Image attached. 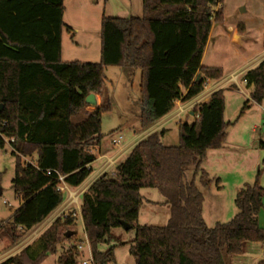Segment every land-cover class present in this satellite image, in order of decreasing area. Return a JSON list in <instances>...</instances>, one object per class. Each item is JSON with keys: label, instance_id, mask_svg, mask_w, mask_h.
<instances>
[{"label": "trees", "instance_id": "obj_1", "mask_svg": "<svg viewBox=\"0 0 264 264\" xmlns=\"http://www.w3.org/2000/svg\"><path fill=\"white\" fill-rule=\"evenodd\" d=\"M220 3L141 0L140 15H102L99 60L80 62L61 59L64 0H0V148L6 142L11 147V187L21 201L1 227L13 241L63 202L59 183L76 187L90 175L93 150L102 139L101 115L110 110L108 98L102 96L108 67L139 72L140 130L172 111L176 101L201 93L207 79L222 76L220 68L201 64L212 22L222 19L221 5L213 9ZM241 80L254 86L250 99L260 104L264 58ZM224 90L213 91L207 101L195 105L192 121L177 122V145L161 142L164 128L147 134L112 174L100 175L81 194L79 214L94 264H116L114 246L104 244L119 220L135 230L129 242L135 264H229L244 243H264L257 218L264 187L257 181L238 189L229 221L208 226L203 218V190L209 188L210 178L202 164L207 151L221 148L230 125L223 119ZM90 93L102 96L100 105L73 122ZM247 108L244 102L239 114ZM20 157L34 159L23 162ZM142 188L162 195L169 214L165 225L135 224ZM75 216L56 217L41 234L39 251L24 247L0 264H41L67 231L75 234ZM57 262L74 264L73 253L59 256Z\"/></svg>", "mask_w": 264, "mask_h": 264}, {"label": "rangeland", "instance_id": "obj_2", "mask_svg": "<svg viewBox=\"0 0 264 264\" xmlns=\"http://www.w3.org/2000/svg\"><path fill=\"white\" fill-rule=\"evenodd\" d=\"M64 4L65 27L62 30L64 61L99 60L102 15L127 17L141 13V0H64ZM220 5L222 19L212 22L204 65L220 68L223 80L228 77L226 85L229 89L224 90L223 119L230 125L226 128L225 141L220 150H211L202 165L210 178L209 191L221 204V211L216 212L217 214H209L207 207L204 206L203 218L208 226H212L216 221H229L234 216L236 211L234 199L238 189L255 181L264 187V148L260 147V142H264V99L260 104L250 99V94L241 80L243 74L240 73L245 66L241 58L247 55L259 56L261 52L257 51L258 46L264 44V0H221L213 9L217 10ZM66 27H69V31ZM229 27L239 32L241 35L239 41H233ZM253 61L248 62V65ZM132 72L134 74L128 75L127 70L120 67H108L105 70L106 80L102 96L108 98L110 110L101 115L102 145L119 147L137 139V133H133V130L139 128V72ZM231 74L236 75L238 88L235 82L230 80ZM212 84V81L206 82L203 90L209 89ZM196 100L198 99H193ZM191 102L179 100L176 104L173 113L181 112V115L164 125L165 133L161 137L164 145L178 144L177 122L185 119L192 121ZM244 102H247L248 108L240 115ZM188 113L190 115H187ZM82 114L83 112L74 117L73 122H77ZM119 136L121 139L118 144L112 145V139ZM10 151L11 147L7 142L0 148V263L16 256L24 247H28L32 252L39 251L41 234L53 220L59 215L77 212L73 207L53 212L39 225L22 232L21 237L13 241L1 227L4 226V222L10 220L12 213L21 203L11 187L15 158ZM93 153L97 155V149L93 150ZM20 158L23 162L32 160L30 157ZM100 162L96 161L95 166ZM95 166L88 177L93 175ZM203 193L206 196L209 192L203 190ZM140 195L142 204L135 224L165 225L169 214L162 195L152 188H142ZM75 215V223L72 226L75 234L61 240L56 246V251L49 254L41 264H59L58 257L66 256L68 252L73 253L74 264H82L83 260L88 259L90 256L88 245L84 243L81 249L76 247L85 236L82 223L77 214ZM257 218L260 227L264 228V196ZM134 231V228L125 230L121 226L111 229V239L104 247L114 246L116 264H135V259L129 252V242L134 236ZM262 247L264 243L246 242L242 252L247 256L257 255L261 257L258 259H264ZM253 263L254 259L246 261L234 255L229 258V264Z\"/></svg>", "mask_w": 264, "mask_h": 264}, {"label": "crops", "instance_id": "obj_3", "mask_svg": "<svg viewBox=\"0 0 264 264\" xmlns=\"http://www.w3.org/2000/svg\"><path fill=\"white\" fill-rule=\"evenodd\" d=\"M64 6H65V4H64ZM62 22H63V16H62ZM63 24L65 25L64 22H63ZM64 27L65 26H63V28ZM63 28H62V30H63ZM229 29L232 32V37H233V35L235 33L239 34V32L236 31L235 29H233L231 27H229ZM209 37H210V32H209V35H208V38H207V41H206V44H205V48H204V51H203V54H202V58H201V64L203 66H208V65H204V56L206 54V51L205 50H206V46L208 44ZM257 51L261 52L259 56H256V57H259V58H256L255 56L252 57V55H247L246 57L241 58V62H243V65H245L244 66V69H242L240 71L241 75L246 70L255 67L257 65V63L262 58H264V44L259 45ZM61 59H62V31H61ZM253 59H255V60L253 61ZM251 60L253 61L252 64L251 65H248V62H250ZM127 72L129 73L128 75L134 74V72H129V71H127ZM227 78L223 80L222 79V76H221L219 79H207L206 82H209V81H212L213 82L212 86L209 89H207V90H203L201 93H199L197 96H195L194 99H198L200 102H205V101L208 100L210 94L213 91H215V90H217L219 88L228 89V86L226 85ZM242 83H243V81H242ZM235 84L237 85V88H238V84L237 83H235ZM244 86H245V89H246V91H247L248 94H250L254 90V86L253 85L246 86L244 84ZM95 99H96V103H97L96 104V107L93 108L92 106H90V105L87 104V106L83 110V114H82V117L81 118H83L86 113L91 112L92 110H94L95 108H97L100 105L101 100H102V96H100L98 94H95ZM177 103H175V106H176ZM139 110H140V105H139ZM190 113H192V112H190ZM173 118H175V117H174V113H173V110H172L168 114H166L165 116H163L162 118H160L159 120H157L156 122H154L148 128H146L144 130H140L139 128L136 129V130H133V133H137V139L134 142L130 143V144L123 145V146L121 145L119 147H111V146H107V145H102L100 143V145L96 148L97 151H98V153L96 155V159L90 165L91 166V169H92L91 170V173H92L96 161H101L97 166H95V170H94L93 175L91 177H87L80 185H78L76 187H71V186L65 185L66 186V190L63 191L64 192V200H63V202L53 212H56L58 210L61 211V210H65V209H69L70 207H73V209H75L77 211V212H75V214H77L78 219L81 221L80 214H79L80 197H81V194L84 191H86V189L88 188V186L97 177H99L100 175L105 174V173H108L109 174L111 172L113 173L115 171L116 165L118 163L122 162L125 159V157L127 156L128 152L130 151V149L132 148V146L138 140H140L142 137L146 136L147 134H149V133H151L153 131H157V130H160L162 128H165L164 125L167 124L168 122L172 121ZM212 150L219 151L220 149H212ZM210 151L211 150L207 151L206 157H207V155H208V153ZM33 157H30V158H33ZM206 157H205V159H206ZM110 160H112V163H110ZM203 169L205 170L204 167H203ZM209 189L210 188L206 189V190H208L209 193H207V195L205 196L204 206L207 207V210H208V213L209 214H212V213L217 214L216 212L219 213L221 211V204H220L219 200H217V198L213 194L210 193ZM204 208H203V212H204ZM138 216H139V214H138ZM83 235L85 236L84 233H83ZM263 249H264V247H262V250ZM244 255L245 254L243 252H241L239 254L234 255V257L244 258V260H246V261H252L254 259L255 263H253V264H257V262L259 260H264V259H258V258H261V257H259L257 255L256 256H252V255H248V256L245 255L244 256Z\"/></svg>", "mask_w": 264, "mask_h": 264}, {"label": "built area", "instance_id": "obj_4", "mask_svg": "<svg viewBox=\"0 0 264 264\" xmlns=\"http://www.w3.org/2000/svg\"><path fill=\"white\" fill-rule=\"evenodd\" d=\"M234 76H235V77H234ZM230 77H231L230 80L236 83V75H231ZM193 99H194V98H192V99L186 101V102L192 101V102H191V103H192V106H191V111H190V112H192V109H193V107H194L195 105L201 103L199 100L193 101ZM180 110L182 111V108H180ZM180 115H181V112H175V113H174V117H175V118L179 117ZM120 139H121L120 136H119L118 138H114V139H112L111 143H112L113 145H116V144H118V142H119ZM110 163H112V160H110ZM60 180H61V178H60ZM65 185H66L65 183L61 182V183L58 184L57 189L60 190V191H65V190H66V186H65ZM66 214H67V213H66ZM84 243H86V244L88 245V247H89V244H88V241H87V239H86V236H85L84 240L80 241V242L77 244L76 247H77L78 249H81ZM82 264H94V263H93V261H92L91 256H89L88 259L82 261Z\"/></svg>", "mask_w": 264, "mask_h": 264}, {"label": "water", "instance_id": "obj_5", "mask_svg": "<svg viewBox=\"0 0 264 264\" xmlns=\"http://www.w3.org/2000/svg\"><path fill=\"white\" fill-rule=\"evenodd\" d=\"M240 38H241V35H239L237 33H235L233 35V41H239ZM199 77H200V73L197 74L195 80H197ZM85 103L90 105V106H92V107H96L97 103H96V99H95V94H93V93L88 94L85 97ZM190 114H192V113H190ZM119 224L125 230H130L131 229V225L129 223L123 221V220H119ZM73 233H74L73 231H67L64 236L66 238H68L69 236L73 235Z\"/></svg>", "mask_w": 264, "mask_h": 264}]
</instances>
